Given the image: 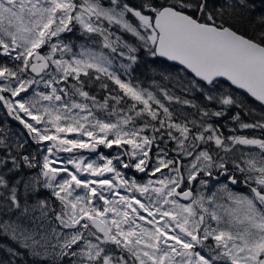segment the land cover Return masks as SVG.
Segmentation results:
<instances>
[{
    "label": "snow or ice",
    "instance_id": "1",
    "mask_svg": "<svg viewBox=\"0 0 264 264\" xmlns=\"http://www.w3.org/2000/svg\"><path fill=\"white\" fill-rule=\"evenodd\" d=\"M0 264H264V0H0Z\"/></svg>",
    "mask_w": 264,
    "mask_h": 264
}]
</instances>
